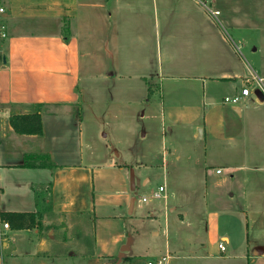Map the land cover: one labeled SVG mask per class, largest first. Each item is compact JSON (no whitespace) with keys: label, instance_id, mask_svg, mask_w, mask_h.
<instances>
[{"label":"crops","instance_id":"obj_1","mask_svg":"<svg viewBox=\"0 0 264 264\" xmlns=\"http://www.w3.org/2000/svg\"><path fill=\"white\" fill-rule=\"evenodd\" d=\"M1 18L0 217L8 231L31 230L37 252L45 250L38 228H12L9 218L35 211L33 187L45 190L68 170L91 189L92 258L115 257L128 235L125 212H145L136 177L146 172V186L161 157L165 198L146 209L152 218L162 213L172 242L156 259L264 264V0H7ZM252 77L261 80L262 99L253 90L236 106L223 102L240 93L245 78L255 86ZM87 94L113 100L115 120L131 117L136 137L153 150L140 157L105 142L104 153L89 147L95 135L81 120ZM37 108L42 133L15 132L10 116ZM102 127L98 138L108 135ZM28 153H46L57 166H22ZM180 162L193 165L187 178L202 189L172 186L164 170L170 163L180 172ZM32 170H44V180H25L30 192L19 193L17 176ZM0 234V264H7L13 245L6 229ZM149 234L158 236V225ZM124 256L133 264L151 260L137 251Z\"/></svg>","mask_w":264,"mask_h":264},{"label":"rangeland","instance_id":"obj_2","mask_svg":"<svg viewBox=\"0 0 264 264\" xmlns=\"http://www.w3.org/2000/svg\"><path fill=\"white\" fill-rule=\"evenodd\" d=\"M208 4L207 2V5ZM244 52V50L241 51L243 54ZM245 54L247 53L245 52ZM82 102L84 104V115L82 114L81 120L85 123V126L88 127L89 131L95 135L91 141H88L89 147L95 144L96 149L104 153L106 150L104 147L105 142L111 146L121 148V150H138L141 152L139 154L140 157L143 155L142 150H147V152L153 150V148L150 149L146 147L144 143L138 140L136 137V128L130 120L131 117L122 115L125 117L120 118V120H115L118 116L113 113L116 109V103L113 100L103 97H92L87 94ZM137 125L140 127L142 123L139 122ZM127 126L129 129H127ZM100 127H102L101 129L105 133H108L107 136L97 137ZM152 140L153 144H155V138ZM145 141L147 142V140ZM158 142L159 150H161V141L158 140ZM118 144L124 145L119 146ZM154 147H156V144ZM85 151L87 153V149L84 147V154ZM160 159L161 157L155 160L153 164L154 171L152 170L150 181L146 186L140 184V177L144 174L147 175L146 172L141 174L138 173L136 177L137 188L134 194L137 203L142 205L145 212L143 211V215L141 216L125 212L124 216V226L132 239L131 247L125 252L137 251L139 258L143 262H146L148 258H151V260L156 259V255L164 253L165 248H168V244L172 242L171 236L165 237L162 213H155V216L152 218L146 209L150 203L156 201L162 202L163 198L147 201H142L141 199L142 194L150 196L149 193L154 189L156 190L157 186L164 182ZM180 165L183 166L180 172L176 171V166L173 168V165L170 163L164 170L165 173L168 171L169 175H171L172 186L178 190H186L189 186H194L190 187L192 189L198 187L202 189L204 187L203 183L199 185V182L195 179L188 180L189 178H187L188 174L193 173L190 172L188 167H193V165L185 162H180ZM30 173L31 175L19 174L16 178L18 192L21 194L25 195L27 192H30L27 188H23L25 180L29 178H32V180H44L46 174L44 170H32ZM78 176V174H71L68 173V170H64L56 174L53 180L48 184L50 190H48V187L45 190L41 189L42 196H44L43 203L40 206L42 219L39 225L35 227L38 228L39 236L45 240V250L37 252V243L33 239L34 234L31 230L13 233L6 229L8 241L13 245L11 250H8L9 258L6 260L7 264H109L116 260V257L101 259L92 258V215L89 211L91 189L88 182L85 183L83 180L78 179ZM209 180L210 179H208V182ZM152 225H158V236H151L149 234V228ZM0 237L2 238L1 234ZM165 238L167 239V246H165ZM151 241L154 243L153 249L155 250L153 251L150 249L152 248V244H150ZM181 261L183 263L176 262L175 264H220V262H216L214 258L189 260L188 263L183 260ZM120 264L133 263L130 257L124 256Z\"/></svg>","mask_w":264,"mask_h":264},{"label":"trees","instance_id":"obj_3","mask_svg":"<svg viewBox=\"0 0 264 264\" xmlns=\"http://www.w3.org/2000/svg\"><path fill=\"white\" fill-rule=\"evenodd\" d=\"M39 107L41 104H38ZM10 125L17 133L41 134L42 124L40 118V108L33 113L13 114L9 118ZM22 166L28 167H48L53 168L57 165L51 162L49 155L46 153H28L24 155ZM36 197V210L28 213H11L9 218L12 228H29L39 225L42 214L40 206L43 203L44 196L42 191H38L33 187ZM10 225V224H9ZM116 257V256H115Z\"/></svg>","mask_w":264,"mask_h":264},{"label":"built area","instance_id":"obj_4","mask_svg":"<svg viewBox=\"0 0 264 264\" xmlns=\"http://www.w3.org/2000/svg\"><path fill=\"white\" fill-rule=\"evenodd\" d=\"M6 3H7V0H0V39L5 37L6 35V31H5V27H4V22L2 20V14L5 13L6 11ZM200 3L202 5L205 6V3L203 1H200ZM218 11H215V10H211V13H217ZM254 80H256V85L255 86H252V83L250 82V79L249 78H245L244 80V83L241 87V90H240V93L239 94H236V95H227V96H224L223 97V102L224 103H228V104H231L233 106H236L238 105V102L240 100V96H247L249 95L250 93L253 92V90H256V89H259V90H263L261 85H260V79H256L255 77H252ZM220 172V169H216V173H219ZM163 190H164V186L163 185H159L158 188L156 190H154L152 193H151V198H165V195L163 193ZM143 200H146V197L143 196L142 197ZM10 227L8 221L0 218V233L2 230L4 229H8ZM217 247L219 249L220 252H223L225 251V244L223 241H218L217 243ZM168 255H164L160 258H157V259H154V260H148L145 264H168Z\"/></svg>","mask_w":264,"mask_h":264},{"label":"water","instance_id":"obj_5","mask_svg":"<svg viewBox=\"0 0 264 264\" xmlns=\"http://www.w3.org/2000/svg\"><path fill=\"white\" fill-rule=\"evenodd\" d=\"M261 90L256 89L255 94L258 95L259 99H262L263 97L261 96ZM198 132H201V129H198ZM129 184H130V189H134V180H133V172H130L129 175ZM134 197L131 198L130 203H129V212H131V207L133 205ZM131 241V237L129 235L126 236L125 241L120 245L119 251L116 255V260L112 263L109 264H120L122 261V258L124 257V252L128 250L129 248V243Z\"/></svg>","mask_w":264,"mask_h":264}]
</instances>
